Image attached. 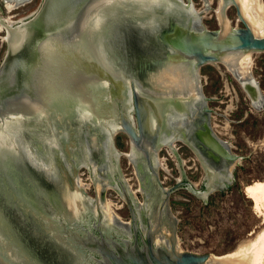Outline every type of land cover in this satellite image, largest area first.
<instances>
[{
	"label": "water",
	"instance_id": "95a60500",
	"mask_svg": "<svg viewBox=\"0 0 264 264\" xmlns=\"http://www.w3.org/2000/svg\"><path fill=\"white\" fill-rule=\"evenodd\" d=\"M193 3L194 0H43L31 17L13 27L4 24L9 37L0 65V183L7 184L2 182L7 179L2 173L13 167L2 160L15 156L10 153H19L16 148L21 147L22 139L30 155L35 154L29 144L37 143L43 148L39 153L35 151L37 155H52L57 138V144L65 146L66 163L75 174L79 190L77 170L82 165L77 155H87L83 136L90 154L97 155L100 137L106 139L122 131L131 138V146L147 151L157 162L159 147L164 145L158 144L161 120L150 139L148 105L155 110L159 107L147 95L160 102L172 101L180 109L179 98L195 99L200 108L206 106L196 62L215 61V56H220L221 64L247 92L251 107L260 112L264 100L259 97L251 49L264 51L261 0H206L200 13L192 9ZM236 21L243 22L245 28L242 24V28L236 26ZM132 110L138 133L128 117ZM117 113L121 115V128L106 126L91 133L93 126L87 122L91 116L108 121ZM198 116L187 126L192 128ZM65 128L71 129L69 140L63 139L65 133H57ZM208 144L224 154L215 143ZM169 146L174 153L172 144ZM131 151L132 154H118V158H128L136 174L129 164L133 177H137L143 191L148 176L135 149ZM222 156L233 171V162L238 161L231 155ZM88 161L102 211L113 219L102 193L114 186L108 175L97 174L99 164L93 156ZM58 162L63 163L60 157ZM187 187L203 203L201 199L213 190L210 185V192L202 195L192 185ZM2 194L0 189L1 198ZM18 233L22 241L33 246L29 237ZM46 241L42 240L44 246L52 250ZM151 242L152 239L149 251L122 252L119 256L99 246L96 250L88 248L102 258L92 257L97 264H221L207 262L210 255L181 252L175 228L169 249H154ZM163 243L156 238L157 245ZM22 247L0 214V264H34L29 258L23 259Z\"/></svg>",
	"mask_w": 264,
	"mask_h": 264
},
{
	"label": "flooded vegetation",
	"instance_id": "af4514ba",
	"mask_svg": "<svg viewBox=\"0 0 264 264\" xmlns=\"http://www.w3.org/2000/svg\"><path fill=\"white\" fill-rule=\"evenodd\" d=\"M4 3L6 4L5 0ZM192 9L199 13L201 12V10L194 8V3ZM234 9L236 10V8ZM240 24L245 28L243 22H235L236 26L240 27ZM210 67H214L218 71L224 69L229 73L221 64V60L216 63H209L199 70L201 82L204 79L202 75L203 69ZM236 82L238 83L237 80ZM202 85L203 89L201 92L206 98V106L202 108L198 107L195 99L179 98L178 104L182 106V109H180L172 101L160 102L151 95H147L148 98L154 102L156 101V106L159 107V110H155L154 106L148 105L149 127L147 134H149L150 139L154 138L158 129V119H160L161 126L158 144L160 146V143L163 142L164 145L160 153L164 151L168 155L165 158V165L168 170L163 168L161 170L170 174L171 170L168 161L171 159L175 162L176 160L175 164L180 174V178L175 179L176 183L171 188L163 186L165 182L160 179L159 173L161 170L159 169L158 158L157 162H153L147 151L144 152L136 146H131L132 140L126 133L121 131L106 139L103 136L100 137L98 141L100 148L97 149L100 153L97 155L90 154L91 148L83 136V150L86 151L87 155H77L82 165L80 169L84 168L91 172L92 179L94 171L88 159L93 156V160L96 161V164H99L97 166V174L108 175L109 182L114 187L102 193V200L106 206L108 202H112L110 212L114 216L113 219H109L104 215L93 181L91 180L92 184L90 186L81 182L80 169L77 170V180H80L81 190L75 186V174L69 171L66 163L65 146L57 144V138L54 140L55 146L52 148V155H37L36 152L43 151L42 146L38 143L29 144L35 154L30 155L27 150L28 144H23L22 139L21 147L16 148L20 150L19 153H10L15 156L9 160L6 159V161L5 159L2 160V162L12 164L13 167L4 169L5 172L2 173V175L7 177V179L4 178L5 180L2 177V182L7 184L0 183V189L3 191V196L2 198L0 197V214L14 230L19 242L23 245L21 248L25 254L23 259L29 258V262L32 261L34 264H97L92 257L98 260L102 258L97 253L91 252L89 248L96 250L99 246L100 248L113 251L117 256L122 252L135 254L136 250L149 251L151 239L154 249L163 247L167 250L170 247L173 228L176 229V236L178 234V220L172 214L170 204L172 193L179 189L191 193L187 187L190 184L197 191H200L202 195H206L210 192L209 187L211 185L212 192L205 199H201L206 200L213 193L224 194L231 190L236 182V167H233V171H231L229 161L222 155H231L238 162H240L241 158L236 156L238 154L233 151L235 147L228 139L224 138L226 133L220 130H229L232 121L224 127L225 123L219 117L227 119L228 116H231L230 113H233L235 109L234 107L228 108L229 100L224 98L236 94L234 99H238V93L236 90L233 91L228 84L224 90H221V97H211L207 96L205 92L207 83L204 84L202 82ZM241 90L248 96L242 87ZM258 93L259 97L263 99L259 89ZM130 95L132 96V91ZM217 103L219 104L218 106L216 105ZM197 114H199L198 121L195 122L192 128L188 127V124L193 123L197 119ZM120 117L121 115L117 113L115 118H109L108 121H104V119L99 120L98 118L95 120L91 116L87 122L93 126L91 133H96L99 131L98 129L106 126L121 128L122 121ZM128 117L132 120V126L138 133L135 112L133 110L129 112ZM62 130H58L57 133H65V138L63 139L69 140L71 129L65 128V130ZM57 133H54V136ZM120 134L126 137L130 152L128 154H132V148L135 149V153L139 156L144 168L145 176H148L147 183H144L143 191H141V185H139L137 177H133L130 180L126 178L127 175L122 168V158L127 160L128 158L124 156L118 158V154H124L120 150L121 141L118 139ZM31 138L36 139L35 137ZM145 140L147 142V139ZM207 141L215 143L224 154L214 150ZM102 143H104L103 147H101ZM148 144L150 145V150H153L151 144ZM169 144H172L174 153ZM11 149L16 150L12 145ZM4 155H6V152H4ZM188 155H192L194 158ZM58 157L63 162L62 164L58 162ZM38 159H44L45 161L41 162ZM192 162L194 164L191 168H194L195 172H202L203 175L202 181L198 185L188 179L185 169ZM238 162H233V164L237 166ZM129 164L131 165L130 161ZM131 166L134 171L133 165ZM134 175L136 176L135 171ZM131 181H136L137 188L130 184ZM90 187L95 191L94 198L88 195L87 190ZM109 191L116 194L115 196L111 195L115 200H107ZM191 194L194 195L193 193ZM194 196L198 198L196 195ZM123 210L127 211L129 221H124L120 215ZM8 212L13 217L12 223L14 225L8 219ZM166 230L169 232L168 235ZM18 231L29 237L33 246H31L30 242L22 241ZM157 237H160L165 243L157 245ZM44 239L51 244L52 250L46 247V244L44 246V242H42ZM26 252H28L27 255ZM23 261L25 262V260Z\"/></svg>",
	"mask_w": 264,
	"mask_h": 264
},
{
	"label": "rangeland",
	"instance_id": "374dc122",
	"mask_svg": "<svg viewBox=\"0 0 264 264\" xmlns=\"http://www.w3.org/2000/svg\"><path fill=\"white\" fill-rule=\"evenodd\" d=\"M42 1L31 0L25 5L10 10L6 9L7 3L0 0V21L4 19L16 23L27 19L39 9ZM182 1L187 3V0ZM204 3V0H194V8L200 11ZM6 37V31L1 28L0 23V63L6 56ZM252 59L257 86L264 100V52L254 53ZM202 75L204 84L207 83L205 87L207 96L221 97V90H224L228 84L233 91L236 90L238 93V99H234L236 94L224 98L229 100L228 108L234 107L235 109L233 113H230L231 116L227 119L219 117L225 123L224 127L232 121L229 130H220L226 133L224 138L235 147L233 151L241 158L239 164L234 166L236 167V182L235 186L224 194L218 192L211 194L205 203L193 197L188 191L179 189L172 193L170 204L172 214L178 220V248H182L181 252L211 255L216 260H224L229 253L264 230V205L261 207L262 210L257 209L254 202L245 194L246 186L260 181L264 182V105L260 112L253 109L249 97L243 93L240 85L224 69L218 71L214 67L204 68ZM118 139L121 141L122 153H130L125 135H118ZM167 156L164 151L160 153L158 157L160 170L162 168L168 170L165 165ZM188 156L194 158L192 155ZM168 163L170 174L162 170L159 174L160 179L165 182L163 186L171 188L180 178V174L175 164L176 160L173 162L170 159ZM193 164V162L189 163L188 167L191 168ZM188 167L185 168L188 179L197 185L200 184L203 177L202 172H195L194 168L188 169ZM122 168L127 175L126 178L132 179L133 174L126 158H122ZM79 175L82 183L89 186L92 184L89 171L84 168L80 169ZM130 184L137 188L135 181H131ZM87 192L90 197H95L92 187ZM108 194V201L115 200L111 196L116 195L114 192L109 191ZM120 215L124 221H129L126 210L120 212Z\"/></svg>",
	"mask_w": 264,
	"mask_h": 264
},
{
	"label": "bare ground",
	"instance_id": "6f19581e",
	"mask_svg": "<svg viewBox=\"0 0 264 264\" xmlns=\"http://www.w3.org/2000/svg\"><path fill=\"white\" fill-rule=\"evenodd\" d=\"M5 1L7 3V8L12 10L14 8H17V7H20L22 5L29 3L31 0H5ZM182 2L185 3L184 1ZM263 2L264 1L261 0V6H262L263 13H264V3ZM188 3H189V0H188ZM24 20H21L19 22H22ZM19 22L14 23V22H11L10 20H4V19H1L0 21L2 29H4V24L10 27H13L17 25ZM5 31L7 34L6 42L8 43L9 30H5ZM263 52L264 51H256V50L251 49L252 57L254 53H263ZM215 57H216L215 61H208L206 63L196 62L198 70H200L201 67H203L206 64L216 63L221 60L220 56H215ZM161 148L162 147H159L158 157H159ZM234 165L235 164H233V167ZM245 194L247 195L249 199H251L254 202L255 207L257 209H261V207L264 205V182L260 181L255 184L246 186ZM107 207L109 210H111L112 202H108ZM178 242H179V239H178ZM207 262H221V264H264V230L260 232L259 234H257L256 236H254L252 239L244 242L235 251H232L231 253H229V255L226 256L224 260H216L214 257L210 255V258Z\"/></svg>",
	"mask_w": 264,
	"mask_h": 264
}]
</instances>
